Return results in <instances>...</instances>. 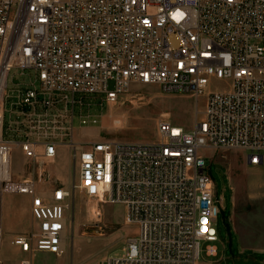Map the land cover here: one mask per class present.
I'll return each mask as SVG.
<instances>
[{"label": "built area", "instance_id": "1", "mask_svg": "<svg viewBox=\"0 0 264 264\" xmlns=\"http://www.w3.org/2000/svg\"><path fill=\"white\" fill-rule=\"evenodd\" d=\"M13 69L25 83L9 86ZM133 85L192 94L197 105L203 97L206 107L191 129L159 119L150 142L81 138L92 110ZM208 148L264 162V0H0V208L5 193L26 195L33 222L13 240L20 264L65 254L76 191L124 204L139 230L122 256L97 264L217 256L215 245L202 248L219 239ZM63 149L68 183L52 171ZM16 152L32 175L14 174Z\"/></svg>", "mask_w": 264, "mask_h": 264}, {"label": "rangeland", "instance_id": "2", "mask_svg": "<svg viewBox=\"0 0 264 264\" xmlns=\"http://www.w3.org/2000/svg\"><path fill=\"white\" fill-rule=\"evenodd\" d=\"M27 73V72H26ZM25 73V74H26ZM19 69L9 75V86L22 84L28 78ZM112 85V83H111ZM199 111H204L206 99L196 104L192 94L168 92L157 85H133L116 105L104 103L92 110L90 124L78 128L81 138L99 141L150 142L158 137L159 119L186 129L193 128ZM78 126V123H76ZM207 170L215 182L219 198L216 219L218 241L203 243L217 247V256L202 253L200 264H264V162L249 165L246 153L222 149H205ZM20 152L14 154L15 175H32L24 167ZM49 172L50 166L46 167ZM55 176L66 183L74 174L71 158L61 150L53 166ZM29 197L5 193L0 208V264H20L26 258L13 244L14 237L31 230L33 222L26 220ZM126 207L122 203L97 204L81 191L70 201L67 223V250L62 256L38 252L34 264H97L101 257L122 256L127 238L137 236L134 224L125 222ZM15 222L10 231L9 223Z\"/></svg>", "mask_w": 264, "mask_h": 264}, {"label": "crops", "instance_id": "3", "mask_svg": "<svg viewBox=\"0 0 264 264\" xmlns=\"http://www.w3.org/2000/svg\"><path fill=\"white\" fill-rule=\"evenodd\" d=\"M26 220H31L32 221V213H31V202H30V199L28 201V206L26 207ZM15 224V222H11L9 223V226H8V229L10 231H12L11 229L13 228V225Z\"/></svg>", "mask_w": 264, "mask_h": 264}]
</instances>
